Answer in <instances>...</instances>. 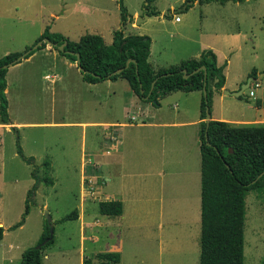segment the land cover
I'll return each mask as SVG.
<instances>
[{"label": "rangeland", "instance_id": "374dc122", "mask_svg": "<svg viewBox=\"0 0 264 264\" xmlns=\"http://www.w3.org/2000/svg\"><path fill=\"white\" fill-rule=\"evenodd\" d=\"M189 1L154 0L149 10L156 9L162 16L153 15L141 21L146 0H123L128 21L134 12L139 14L133 20L138 19L140 27L131 33H144L151 39L152 66L169 67L202 56L199 43L210 40L206 33L218 23L225 24L217 16L224 13V18L229 20L228 29L235 32L241 27V36L235 35L231 42L234 47L228 55L234 61L230 81L239 71L237 63L241 59L253 62L264 72V0L223 4L196 0L187 4ZM176 16L181 21H176ZM128 21L125 28L130 31ZM46 26L49 32L61 33L74 41L86 33L100 34L106 44L112 43L114 30L124 27L117 0H0V57L24 51L34 42L26 39L39 38ZM250 26L254 30L248 33ZM218 49L223 59L221 51L228 54V45H219ZM36 51L37 56L31 62H23L22 72L30 71L22 84L13 81L14 77L10 79L6 96L11 123L2 124L0 120V226L5 229L0 240V264H19L22 251L36 244L46 220L45 210L54 223V242L43 250L42 264H81L84 257L91 258L108 250L119 238L123 244L121 264H199L200 218L196 220L194 214L195 200L191 195L183 196L184 184L177 183L176 178L173 182L176 190L164 193L158 171L164 169V161L167 167L171 165L170 169L185 168L187 172L192 169L189 161L194 146L190 127L173 128L163 123L173 120L177 109L181 110V118L196 114L200 109V92L180 90L160 97L157 105L142 100L130 105L119 84L113 86L119 94L107 95L105 84L90 87L77 65L59 52L55 56L53 52ZM45 74L58 77L45 78ZM255 82L259 87L255 88ZM263 88L264 77L258 79L257 75L239 97L241 101L233 100L229 108L234 113L242 108L246 109L245 113L252 112L245 105L248 102L245 96L254 101L253 96ZM131 115L136 120L128 121ZM97 120L133 122V126L117 128L123 132L122 144L120 131L118 140L111 141L113 134L110 129L105 131L107 127L81 124ZM149 122L155 124L149 126ZM105 132H111L108 138L104 137ZM17 135L24 155L33 157V163H26L17 153ZM106 150L108 155L103 154ZM95 153L98 169L88 161L83 171V161L94 158ZM46 159L50 161L48 174L54 183L39 182L23 225L9 229L24 211L26 192L34 182L30 175L33 166L44 177ZM104 161L116 168L115 175L104 176ZM89 177L92 182L87 181ZM121 184H125L129 195L132 187L144 199L156 197L157 201L149 202L151 208L163 205L166 216L157 221L156 215L154 219L151 215L144 218L145 203L133 216L120 220L100 214L99 201L121 199L118 194ZM245 202L244 264H260L264 258V189L249 190ZM75 209L77 219L61 220ZM125 209L130 210L129 202ZM176 246L179 248L175 251Z\"/></svg>", "mask_w": 264, "mask_h": 264}, {"label": "trees", "instance_id": "16d2710c", "mask_svg": "<svg viewBox=\"0 0 264 264\" xmlns=\"http://www.w3.org/2000/svg\"><path fill=\"white\" fill-rule=\"evenodd\" d=\"M121 12V25L129 20L123 0H117ZM201 2L227 1L242 2L244 0H199ZM154 0H146L144 9L149 14L158 15L156 9L149 10ZM47 37L51 46L59 54L76 63L83 79L88 83L124 78L132 92L142 101L159 104L158 99L166 94L181 90L190 92L202 90L206 82L207 96L200 103L199 140L201 153V228L199 264H244V223L246 218L245 198L249 190L264 189V124L233 125L225 121L211 119L205 135L206 108H211L212 87L220 89L225 77L216 64V56L212 50H207L200 58H189L178 65H171L156 70L149 62L151 39L145 34H124L123 28L113 31L111 44H106L100 34L86 33L77 41L70 40L58 32H49L46 26L43 33L32 45ZM63 44V49L58 46ZM27 47L21 52H10L0 57V120L9 124L8 99L6 96V72L14 59L31 49ZM47 45L42 42L36 49L24 57L28 58L36 50ZM76 53L79 54L76 62ZM128 59H133L129 61ZM16 64V63H15ZM14 65V64H13ZM201 69L188 77L183 76L182 69L191 73L197 67ZM120 70L119 72H116ZM256 69L249 76L257 79ZM155 80L154 84L153 81ZM17 131L15 126H12ZM207 140L209 143H207ZM17 153L28 164L33 163V157H26L16 136ZM231 149V151H229ZM228 165V167L226 166ZM44 177L37 174L33 166L30 172L34 179L32 186L26 192L24 211L21 218L9 229L21 226L34 203L39 182L47 185L54 183L49 176L51 165L46 159L43 163ZM263 172L259 177L258 175ZM255 178L257 180L251 183ZM123 204L120 199L101 200L97 205L98 212L107 216H118L122 213ZM78 218V210L64 216L61 220ZM4 227L0 226V240L4 236ZM49 236V226L44 221L43 230L36 244L25 248L21 253L19 264H42L43 250L54 242V234L50 240L43 243ZM82 264H121V254L118 251H101L93 257H84ZM260 264H264V258Z\"/></svg>", "mask_w": 264, "mask_h": 264}, {"label": "crops", "instance_id": "0c3cea01", "mask_svg": "<svg viewBox=\"0 0 264 264\" xmlns=\"http://www.w3.org/2000/svg\"><path fill=\"white\" fill-rule=\"evenodd\" d=\"M138 15H139L138 12H134L133 15H131L132 19H131V21H128L130 24V29H131L130 31H129V29L126 30V28H125L127 23L124 25L123 31H124L125 35L133 34V33H131L132 29H136V28L140 27L133 20L134 17H137ZM159 15L162 16L161 14H159ZM217 16H220L219 19L221 21H224L225 24L222 26V24L218 23L216 28H212L213 30L206 33L207 34L206 36H209L210 40L199 43L200 44V51H202V54L207 50H212L215 53L216 64L221 69V71L225 77L223 86L220 89H216L215 87H212V93H211L212 107L210 108L211 119L219 120V121H225L227 123L237 125V126H239V125L264 124V88L260 91V93L257 96H255V95L253 96V97H255L254 101H251L249 96L248 97L245 96V99L248 101L245 103V105H247V109L251 110L252 112L245 113L244 111L246 109L242 108L241 110L237 111L239 113H234L229 108L230 107L229 105L232 102H234L233 100H237L236 102H239V101H241V98L225 94V93H223V91L224 90H227V91L238 90L240 88L241 84L243 82H245L246 79L249 77V73L251 72L252 69H256L257 74L262 75L261 78H258V79H262L264 77V72H263V74H261V72H260L261 69L257 68L253 62L250 63V62L246 61V59H241L237 63V70H239V71L236 73V76L233 78V80L230 81L229 74H230V70H231L232 66L234 65V61L228 55L234 47L231 42L233 41V38H236L235 35L241 36V27L238 26L237 31L233 32L227 28V26H228L227 24H228L229 20L224 18V13H218ZM177 21H181V19H179ZM220 25L222 27H220ZM247 29H248V33L249 32L251 33L254 30V28L252 26L248 27ZM234 33H236V34H234ZM139 34H144V33H139ZM35 40H36V38H31L30 40H28V38L26 39V41H28V42L35 41ZM32 43H34V42H32ZM222 44L228 45V54L225 53L226 54L225 55L224 52L221 51L223 59H220V57H219V51L220 50L218 49V47H219V45H220V47H222L223 46ZM214 45H216V46H214ZM46 51L53 52V54L55 56L59 55L58 51L54 50L52 48V46H50L48 44L45 47L38 50V52H46ZM200 51L197 53V55H199L201 53ZM36 54H37V51H35L28 58H24L20 62L8 67V70L6 72V82H7L6 92H8V90H9V86L11 84V81H10L11 77H14L12 79L16 83L22 84L23 79L27 76L26 74H28L30 71V70H28L25 73L22 72L23 71V69H22L23 62H31V60L35 56H37ZM200 57H201V55L199 57L197 56L195 58H200ZM43 61L46 63V59H43ZM56 61H61V60L56 59ZM74 64L76 66V63H74ZM166 67H168V66H166ZM166 67L162 66V67H158V68L154 67V68L156 70H158L160 68H166ZM42 71H45V70H42ZM53 75H54L53 78H52V76H49V74H45L44 77L45 78H52L55 80V77L57 78L58 76L56 74H53ZM123 80H125V79L124 78H118L117 80H114V81L108 79V80H104L101 82H102V84L106 85V89L108 88L107 92H106L107 95L119 94L117 92V89H115L113 87V86H116L119 84L120 86H122V94L125 95V97H126V99H125L126 103L130 102V105H132V103H137V101H139L140 99L132 92L129 85L127 87L125 85V83H122ZM101 82L87 83V84H89L90 87L97 88L98 84ZM127 84H128V82H127ZM176 91H180V90H176ZM172 92H175V91H172ZM172 92H170L168 94H171ZM190 92H198V93L200 92L201 99H202V90H194V91H190ZM236 102L233 104L235 105ZM200 103H201V101H198L199 107H200ZM122 107H123V109H127L126 105H122ZM181 116H182L181 110L177 109V116L173 117V120H171L170 122L163 123V125L167 126V127H173V128H181V127H185V126L190 127V129H191L190 140L192 141L194 148L192 150L193 155H192V159L189 161V165L191 166V164H193V167L191 166L192 169L189 172H187L185 170V168H184V170H175L174 168L170 169L171 165L169 167H167L166 162L164 161V163H163L164 169H160L158 171V176L160 178V185H161V188L164 190V193L166 192V190L172 191L174 189L173 188V182H174L175 178L177 179V181H176L177 183H180V181H181L184 184L182 186L181 191H183L184 197H189L191 195L193 197V200H195L194 202L196 204V207H195L196 212L194 214H195L196 220L199 221V218H200V228H201V153H200V146H199L200 145L199 129H200V123L202 122V119L200 118V109L198 110V112H196V114H192L191 117L187 116L185 118H181ZM130 120H136V117L131 115L129 117L128 121H130ZM13 124H18V126H19V123H13ZM81 124L83 126L85 124H93V125L99 124L101 126L107 127V128H105V131H107V129H110V131L113 134L111 136L115 137V139H112V137H110L111 141L118 140V132L120 131V133H121L120 142H122V144H123V132L117 128L118 127L124 128V127L133 126V122H119V121H105V120H101V121L97 120V121H92V122H81ZM140 124L144 125L145 122H141ZM153 124H155V123H153V122L148 123L149 126H151ZM111 132H105L104 137L108 138L107 134L111 133ZM121 153H122V151L120 152V154ZM103 154L108 155L109 151L106 150V151H104ZM97 157H98V154L95 153L94 158L89 157V158H87V160H84L83 165H82V170L83 171L85 170V167L87 166L86 163L88 161H89V163H88L89 165H90V163L91 164L93 163V166L96 167V169H98ZM175 158H174V160H175ZM171 159H172V157H171ZM115 169L116 168L114 166H112V164L110 162L104 161L103 170H102L104 173V176L111 175V173L115 175V173H116ZM172 176H174V177H172ZM120 178L122 179L123 177H120ZM119 188L120 189H119L118 194L121 195L120 197L122 200L121 199L120 200L122 201V204H123L122 213L118 216H109V217H116L118 220H120L126 216L131 217V216H133V213H135L137 211V209L140 208V206L142 208L144 203L146 204V211H145V213H143L144 218L151 215V218L153 217V219H154V216L156 215L155 221H157L159 217L164 218L166 216V211L163 208V205L162 206L161 205H154L151 208L152 204H150L149 202L157 201L156 197L152 198L151 196H149L148 198L144 199L142 196V193L140 195H138L136 191H132V187H129V189H130V191H129L130 195H129L127 188H125V184H121V186ZM174 190H176V189H174ZM131 194H133L134 196H132ZM165 195H168V194H165ZM180 195H181V193H180ZM161 196H162V194H161ZM161 196L159 195V200H161L164 195L162 197ZM183 196L181 195L182 198H184ZM106 198L108 199V196H106ZM128 202H129L130 210L125 209V206H128ZM168 213H169V211H168ZM83 238H84V235H83ZM199 246H200V237H199ZM176 248H179V246H176L174 248L175 251L177 250ZM180 249H181V247H180ZM106 251H118V252H120L121 262H122V260H123L122 239L119 238L118 243L111 244L110 248Z\"/></svg>", "mask_w": 264, "mask_h": 264}, {"label": "water", "instance_id": "95a60500", "mask_svg": "<svg viewBox=\"0 0 264 264\" xmlns=\"http://www.w3.org/2000/svg\"><path fill=\"white\" fill-rule=\"evenodd\" d=\"M194 1L196 0H190L187 4H192ZM184 8H186V6H184ZM149 17V14L147 12L144 13L143 17H139L141 21H144V19L148 18ZM135 23H139V20L137 19V21ZM42 42H46L48 44H52L51 41L49 40V38L47 37H44L42 38L41 40H39L37 43H35L31 49H28L26 50L25 52H23L21 55H19L16 59H14V61L9 64V66L15 64V63H18L20 62L22 59H24V57L30 52V50L32 49H36ZM58 49L62 50L63 49V44L59 45L58 46ZM78 58H79V54L76 53V62H78ZM129 61H133V59H128L127 61V64ZM203 69L204 70V74H205V78H206V68L204 65L200 66V67H197L196 69H194L191 73H187V70L184 68L182 69L183 71V76L186 78L188 77L190 74H193L199 70ZM120 70H117L116 72H119ZM263 74V73H261ZM262 75H258V78H261ZM255 78L253 76H249L246 81L244 83L241 84L240 88L238 90H235V91H227V90H224L223 93L225 94H228V95H232L234 97H240L244 94V91L250 86V83L252 81H254ZM155 80L153 81L152 84H154ZM202 93H203V96L206 97L207 96V90H206V82L204 81L203 83V87H202ZM211 120V113H210V110L209 108H206V112H205V123H206V131H205V135H206V138H207V128H208V125H209V122ZM207 143L208 140H207ZM229 151H231V149H229ZM226 166L228 167V165L226 164ZM263 174V172H261L257 178H259L261 175ZM257 178H255L251 183H254ZM44 215H45V219L48 223V226H49V236L47 239H45V242H47L48 240H50L54 234V223L52 221V217L51 215L49 214V212L47 210H45L44 212Z\"/></svg>", "mask_w": 264, "mask_h": 264}, {"label": "built area", "instance_id": "2783aa9c", "mask_svg": "<svg viewBox=\"0 0 264 264\" xmlns=\"http://www.w3.org/2000/svg\"><path fill=\"white\" fill-rule=\"evenodd\" d=\"M175 20H176V21L179 20V17L176 16V17H175ZM252 82H253V81H252ZM252 82L250 83V86L252 85ZM259 85H260V84H259L258 82H255V88L259 87ZM250 86H249V87H250ZM249 87H248V88H249ZM248 88H247V89H248ZM112 139H115V137L113 136ZM87 181L92 182L93 180H92V178L89 177V178H87Z\"/></svg>", "mask_w": 264, "mask_h": 264}]
</instances>
